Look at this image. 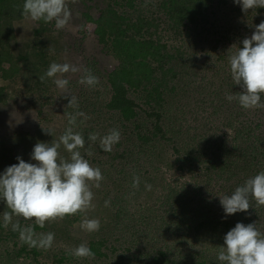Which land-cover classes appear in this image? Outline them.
<instances>
[{"label":"trees","instance_id":"obj_1","mask_svg":"<svg viewBox=\"0 0 264 264\" xmlns=\"http://www.w3.org/2000/svg\"><path fill=\"white\" fill-rule=\"evenodd\" d=\"M70 1L0 0V103L26 93L46 127L61 106L0 137V264H264V0H98L80 16L117 69L48 97Z\"/></svg>","mask_w":264,"mask_h":264},{"label":"rangeland","instance_id":"obj_2","mask_svg":"<svg viewBox=\"0 0 264 264\" xmlns=\"http://www.w3.org/2000/svg\"><path fill=\"white\" fill-rule=\"evenodd\" d=\"M96 3H98V0H71L66 10V6L64 8L56 5L49 7L51 15L57 17V21L53 25L54 34L59 32L62 27H64V29H61L62 36L58 39V53L56 56L59 64H61V68L54 78V85L48 88L49 92L46 93V96L50 97L55 95L56 97V94H63L66 91L64 86L65 78H72L84 72L85 68L88 67V63L95 62V68L101 71L113 72L117 69L118 63L114 61L112 57L100 54L94 36L95 24L88 21L87 18L84 19L80 16L81 13L85 12L91 18L96 19L98 16V12L95 9ZM32 27H34V24L30 22V24L26 26V30L31 31ZM6 69V65L2 64L0 67V84L2 75L6 72ZM21 88L22 83L17 79L15 85L12 86V84H10L8 86V94L12 96L15 91H22L18 90ZM25 95L26 93H20V95L16 97V100L7 97L5 102L0 103V137L11 138L17 135H24L25 132H31L40 127L46 129L59 127L58 120H61L59 111V107L61 106L59 102L54 101L51 103L52 107L46 109L47 111L44 109L42 116L47 115L51 120L50 126L46 127L42 124V120L36 116V111L32 108L31 101H26ZM261 117H264L263 114H261ZM35 126L37 127L35 128ZM74 191L75 186L72 185L68 191V195L73 197ZM77 205L78 209L83 211L84 216L77 222H74L69 228L71 235L76 240L74 244L82 245L84 248L86 245V234L89 231H94L97 227L99 216L96 209L98 207H96V204H92V210L86 211L85 207L88 206V204L77 201ZM0 246L2 248L7 246L8 249H11L12 245L10 242L4 241ZM1 247L0 251L2 250ZM41 259H43L44 264H51L50 261L45 260L46 257H41ZM113 259L116 260L117 258L113 255ZM126 260L127 259L124 261Z\"/></svg>","mask_w":264,"mask_h":264}]
</instances>
